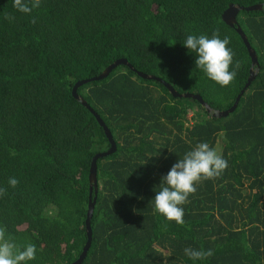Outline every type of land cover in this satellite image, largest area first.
<instances>
[{"label": "trees", "instance_id": "obj_1", "mask_svg": "<svg viewBox=\"0 0 264 264\" xmlns=\"http://www.w3.org/2000/svg\"><path fill=\"white\" fill-rule=\"evenodd\" d=\"M264 0H42L25 15L0 0V225L13 241L34 243L31 264H73L87 236L81 264H264V9L240 11L242 38L226 25L230 6ZM8 16L15 19L9 21ZM230 38L235 80L220 87L182 46L187 34ZM125 60L105 78L93 80ZM257 67H254V70ZM199 96L225 118L212 117ZM109 130L111 145L92 113ZM190 116V117H189ZM198 142L228 161L217 178L202 181L184 205V224L154 211L160 178ZM19 183L15 188L10 178ZM212 255L189 259L185 248Z\"/></svg>", "mask_w": 264, "mask_h": 264}, {"label": "clouds", "instance_id": "obj_2", "mask_svg": "<svg viewBox=\"0 0 264 264\" xmlns=\"http://www.w3.org/2000/svg\"><path fill=\"white\" fill-rule=\"evenodd\" d=\"M42 0H13V8L25 15L33 9L41 7ZM9 21L14 16L6 17ZM182 46L189 54H194L195 67L206 78L220 87H228L235 80L239 61H234V52L230 47L228 36L220 37L219 32H213L211 37L206 34H187ZM228 168V161L216 148L208 142H198L172 165L168 173L160 178L159 185L154 188L155 196L150 201L154 211L168 221L177 225L184 224V205L189 197L196 193L202 181L219 177ZM9 185L13 188L19 181L10 178ZM5 190L0 188V196ZM38 249L34 243L17 245L8 234L6 228L0 225V264H31L37 258ZM184 254L192 260H201L211 256V250L206 252L185 248Z\"/></svg>", "mask_w": 264, "mask_h": 264}, {"label": "water", "instance_id": "obj_3", "mask_svg": "<svg viewBox=\"0 0 264 264\" xmlns=\"http://www.w3.org/2000/svg\"><path fill=\"white\" fill-rule=\"evenodd\" d=\"M264 9V4L262 5H256V6H252L249 8H241L235 5H230L222 14V20L223 22L228 25L231 28H235V31L238 33V35L242 38L243 43L248 51L249 57L251 59V69H250V75L248 78V82L245 85L243 91L249 86L250 82L253 81V79L255 78L256 72L258 70V65H257V57L255 55V52L253 51V49L250 47L246 36L244 35V33L242 32L241 28L237 25V15L240 11H261ZM118 65H126L128 67H130V65L125 61V60H119L117 62H115L114 64H112L111 66H109L106 70L103 71L102 74H100L98 77L94 78L93 80H101L103 78H105L112 70H114ZM254 67H257L254 70ZM142 78L144 79H149V80H156L158 82H161L169 91V93L172 95V97H176V98H185V99H194L197 100L201 106L212 116L215 118H225L227 117L229 114L233 113L234 110L237 107V104L239 102V99L241 97V95L243 94V91H241V93L239 94V96L236 98V101L234 103V105L227 111H214L212 110L206 103L203 102V100L196 95H191V94H179L178 92H176L170 85L162 82L161 80H159L158 78L152 77V76H147V75H141ZM88 81H83L80 82L78 84H76V86L73 88L72 94L75 97V99L77 101H79L84 107H86L91 113L92 115L95 117V119L97 120L98 124L102 127L104 134L107 138V140L109 141L111 148L106 152V153H101L96 155L93 159H92V163H91V167H90V172H89V183H90V190L92 188H94L96 190V161L101 158V157H105L108 156L112 153H114L115 151V145L114 142L112 140L111 134L109 132V130L107 129V127L105 126V124L102 122V120L99 118V116L87 105V103L80 98L77 94H76V90L79 86H81L84 83H87ZM93 206H94V201L91 199V193L89 196V206H88V211H87V215H86V220H85V231H86V236H87V243L85 244V247L83 248V251L81 253V255L79 256L78 260L76 262H74L73 264H81L83 259L86 256L87 250L90 247L91 244V236H92V231L90 228V220H91V216H92V212H93Z\"/></svg>", "mask_w": 264, "mask_h": 264}, {"label": "rangeland", "instance_id": "obj_4", "mask_svg": "<svg viewBox=\"0 0 264 264\" xmlns=\"http://www.w3.org/2000/svg\"><path fill=\"white\" fill-rule=\"evenodd\" d=\"M190 117V116H189Z\"/></svg>", "mask_w": 264, "mask_h": 264}]
</instances>
